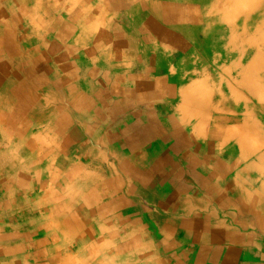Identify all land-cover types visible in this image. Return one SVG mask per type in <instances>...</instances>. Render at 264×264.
Returning <instances> with one entry per match:
<instances>
[{
    "label": "crops",
    "instance_id": "obj_1",
    "mask_svg": "<svg viewBox=\"0 0 264 264\" xmlns=\"http://www.w3.org/2000/svg\"><path fill=\"white\" fill-rule=\"evenodd\" d=\"M0 7V264H264L247 76L206 66L187 23L59 26L50 9L43 26Z\"/></svg>",
    "mask_w": 264,
    "mask_h": 264
},
{
    "label": "rangeland",
    "instance_id": "obj_2",
    "mask_svg": "<svg viewBox=\"0 0 264 264\" xmlns=\"http://www.w3.org/2000/svg\"><path fill=\"white\" fill-rule=\"evenodd\" d=\"M16 1L18 8L21 6L20 13L32 7L28 19L46 12L47 23L43 26L67 25L66 12L81 13L72 20L73 26H149L147 19L156 25L160 22L175 28L187 23V27L195 30L189 34V44L204 56L205 60L201 61L216 68L231 65L237 68L239 79L247 76L253 88V112L264 116V0H157L160 5H170L164 9L153 4V0H39L33 6L31 0ZM5 2L0 0V6ZM86 7L89 8L84 10ZM50 9L58 12L54 19L61 21L53 23ZM244 72L247 75H242ZM8 154L2 158L12 164ZM13 164L17 170L14 182H20L25 190V164ZM2 179L0 182H5Z\"/></svg>",
    "mask_w": 264,
    "mask_h": 264
},
{
    "label": "bare ground",
    "instance_id": "obj_3",
    "mask_svg": "<svg viewBox=\"0 0 264 264\" xmlns=\"http://www.w3.org/2000/svg\"><path fill=\"white\" fill-rule=\"evenodd\" d=\"M23 6V5H22ZM21 6H19V8H20ZM85 26V25H84ZM71 34V33H70ZM8 36H9V34H7ZM7 39H9V38H7ZM70 42V41H69ZM78 59V58H77ZM79 60V59H78ZM74 61V60H73ZM74 63V62H73ZM14 65V64H13ZM70 65V64H69ZM71 66V65H70ZM12 68V67H11ZM88 69V68H87ZM82 71V70H81ZM80 71V72H81ZM102 71V70H101ZM10 72H11V70H10ZM84 75H86V74H84ZM103 75V74H102ZM20 78V77H19ZM19 78H16L15 80H12L11 81V84L16 88V89H19L20 90V92H21V94L23 93L22 91H24L25 90V82H23V81H21ZM101 78V77H100ZM79 79V78H78ZM76 80V79H75ZM80 82V81H79ZM82 82V81H81ZM81 85V84H80ZM83 86V85H82ZM85 86V85H84ZM24 101L25 100H23L22 99V105L24 104ZM73 131V130H72ZM128 142V141H127ZM4 156V155H3ZM15 163V162H14ZM19 164V163H18ZM14 165V164H13ZM15 166V165H14ZM19 167H20V165H19ZM29 173L32 175V173H31V171H29ZM155 229V228H154Z\"/></svg>",
    "mask_w": 264,
    "mask_h": 264
}]
</instances>
